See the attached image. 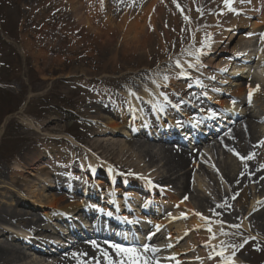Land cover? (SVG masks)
Segmentation results:
<instances>
[{"label": "rangeland", "instance_id": "obj_1", "mask_svg": "<svg viewBox=\"0 0 264 264\" xmlns=\"http://www.w3.org/2000/svg\"><path fill=\"white\" fill-rule=\"evenodd\" d=\"M97 1L101 2L100 0ZM102 1L106 3L108 0ZM116 1L118 3H116ZM261 1L233 0L232 8H234L235 11H230L229 8L225 7L224 0L206 2L208 5L205 8L202 7L203 2H201V0H149L146 3H142V0H132L133 5H142L148 16L161 11L159 21L165 24H168L173 17H179L181 20V17H184L185 14L186 16L188 15L187 18L199 15V17H201L200 22L195 27H192V29L199 32L201 36L193 39L192 42L186 41L179 43L175 48L174 46L168 48V39L158 40V38L155 37L154 41L145 43V45L138 50L137 59H129L131 60L130 62L124 61L127 60V58L105 62L107 55L102 52L106 48L103 45H100L96 52L93 48H90V50H88V48L86 49L85 43L82 45L81 43L72 41L56 42L50 37L44 39L43 37L46 33L41 31L43 24L40 21L41 11L37 0H0V180L2 179L0 183H5L0 184V199L5 198V202L2 203H6L10 200L12 195L16 196L13 190L17 191L19 187L16 185L11 189L10 185L12 179L17 178L14 179L17 181L21 176L13 175L12 169L17 165L19 166L21 161L25 163L24 166L22 165L23 168H25L22 169L23 172H25L22 176L24 179L22 180L29 182V184L26 183V185L32 187L35 183V185L38 186L36 189L40 190L39 192L41 193H48V191L59 192L68 198L70 192L66 187H63V189L61 188L59 191L53 187L58 181V179H56L58 176H56V171L54 170L57 168V160H59L57 152L63 148L64 151H67V154L70 155L81 153L85 151V148L88 150L89 145L92 143L90 139H92V135L95 134V131L92 129L94 127L89 123L87 115L81 112L83 109L80 104V98L81 101L86 100L85 98L88 97L89 91L84 87H82L83 89H77L75 87L76 84L81 85V80L79 81L77 79L81 77L82 71L93 74L99 73L102 70H107L106 74H102L99 79L104 85L105 83L111 85L109 87V89H111L110 91L112 94H117L121 98L120 102L125 108H128V95H135L137 101H140L141 98L138 97L137 94H141L142 91L140 87L137 89V87L132 86L136 84L137 79H133L132 83L128 82L129 84H123V82L119 84L120 78H118V75L122 74L125 70L137 69L146 71V74L142 76L150 78V81L148 83H143L146 84V86H143L150 94L153 91V87H151L152 84L150 85L151 81L155 80L156 77L158 82L162 81V78L158 74L161 71H164V73L168 72L171 75L176 74L185 77L189 83L191 82V84L193 83L195 85V88L190 90L187 89L184 94L185 98L183 96L181 101L173 100L174 103L172 101L169 102L175 107L176 103L182 105L184 101L188 102L186 104L187 109L191 106L188 97L193 94L194 96H200L203 107L209 106L216 111H218V108H216L217 105H214V101L226 102L232 100L233 107L236 106L235 111L239 115H244V112L247 113L248 111L256 113L259 118H261V121H255L258 131L257 138L259 140V144L257 143L259 158L264 160L262 156L264 114L260 115V113H263L262 111L264 108H261V106L264 105V55L262 53L264 52V46L259 47L261 46L260 44L256 46V49H248V51L253 50V52L250 51L246 57L256 55L254 62L244 63V59L249 58H243L240 61L231 60L230 62H224L225 60L232 59V55H242V53L238 52L239 49H237L242 45V43H239L240 33L237 32V34L233 36L232 41L228 44V46L231 45L228 50L229 54H219V52L222 53V49L227 42L226 38H229L228 35L226 36V32L228 34L233 32L230 31L231 22L237 17L242 20L243 15L239 14L242 12L255 15L250 21L251 27L257 28L256 34L261 32L263 38L260 39V41H264V0ZM111 2H115L117 6H128L122 0H110V3ZM254 9L260 10L261 15L254 12ZM124 16V13H121L117 18L121 21L120 18ZM141 25L142 23L138 26ZM129 30L132 29L128 28L127 31ZM210 30L216 31V33H213L214 36H211ZM49 35L53 36L51 33H49ZM215 38H218V41L223 39V41H221L222 43H217V41L214 40ZM253 40L257 41L255 39ZM260 41L258 43H260ZM216 43L217 45H215ZM221 44L222 46H220ZM236 45L238 46L235 47ZM112 46L113 44L108 45L107 48L112 49ZM206 47L208 49H206ZM201 53H204L203 56L206 58L198 60L197 54ZM125 63H130V65ZM186 64H189V66H186ZM206 64L208 66L210 64L212 67H208ZM204 65L206 66L205 68L202 67ZM242 66L248 68L247 70L250 72L248 75L255 72L260 74V76L258 75L259 79L257 82L252 84L250 82L248 83L245 79L247 74H233L232 69H242ZM181 67L183 71L180 70ZM196 68L206 71L204 80L201 79L200 74L194 73L193 69ZM114 70L117 72L113 73L112 71ZM72 75H76V77ZM158 82H156L155 85ZM179 84L181 83H176L175 85L179 86ZM241 84H245V87L247 85H252L259 89V99L249 104H239L238 100L234 98V91L237 89V85ZM184 85L186 87L187 83H184ZM109 98L110 96L104 95V91L99 92V98L97 100L98 105H102V103ZM170 107L172 108L173 106L170 105ZM183 107L181 109H183ZM138 109L140 110V105ZM186 111L190 114L193 112L190 111V109ZM122 113L123 116L125 115L126 120L131 118L128 117L130 115L129 113L125 114L126 111ZM155 113L154 116L158 114L157 111ZM149 116L150 117L146 118L148 123L154 118V116L152 118L150 113ZM227 118L230 117L228 116ZM218 121L221 123L223 122L221 119ZM100 128L101 130L105 129L104 127ZM139 132L136 135L138 137L137 139L145 140L143 137L139 138ZM127 134V131L117 132L113 135V138H116L118 140L117 142H120L121 145L124 146L125 142L123 141H127ZM59 137H68L73 140V143L68 142L69 144H67V147L65 145L62 146L63 142L57 140ZM225 137L229 138L228 134L225 135ZM100 138L103 137L101 136ZM137 139L134 138L135 141H138ZM104 140H106V138ZM133 143L134 141L131 142V146L136 150ZM218 146L219 144H216L217 148ZM97 149L99 153L101 152L104 154L100 147H97ZM230 156L235 159L232 154ZM218 159L220 162H224L229 158L224 154L218 157L213 156L210 147L206 146L202 148L201 151H198L197 159L195 160V163L200 165V168L190 169V188L195 190L200 197L207 191L204 186H207L209 182L216 190L215 196L206 198L211 208L207 209L201 206L197 208L195 203L192 204L194 209H191L192 213L190 214L196 215L199 219L203 218L202 227L197 231L202 235L201 238L197 239V234L192 237L190 230H186L185 233H182L184 229L189 227L192 221L190 215L185 214L182 217H178V219L175 218L176 220H173L174 217L172 219L171 214L176 215L177 209L181 208L184 201H191L188 197L180 194L178 199L181 200L177 202L179 206L174 204L173 209L169 210L171 206L169 205L168 207L164 205V213L160 217V220L165 222V227H163L161 231L164 236L162 239H159L161 236L158 237L154 247L157 251H160V253H158L157 256H149V254L146 253L144 259L148 261V264H201L202 259L203 264H218L220 257L227 260L220 264H230L232 260L235 264H264V235L256 230L254 223L250 222V216L247 215L248 213L242 219L236 220L234 224L228 222L225 218L230 215V213L236 212L232 211L236 206V202L233 201L230 194L229 186L225 181V174L221 172L222 170L217 168ZM69 160L70 158L66 161L69 162ZM31 161H34L35 171L27 170V168H30L28 165ZM133 162L143 164L139 160H134ZM228 162H230V160ZM204 167L205 169L215 168L214 172H210L209 169H207L208 172L205 171L211 176L210 179L212 181L208 180V183L201 173ZM261 167L264 173V164L261 165ZM158 168L159 165L157 164L151 167L150 172L153 178L160 174ZM64 177H62V179L69 178L70 176L67 175ZM96 178L104 179L102 174L98 175ZM96 178H92L91 180L73 176L71 187L73 191L79 194V197L81 196L89 200L88 198L91 194H97L96 188L98 187L95 182L104 183L102 179L97 181ZM22 180L19 181L18 184H25ZM150 182L153 183L152 180ZM162 183L161 189L154 185L164 191L162 195H165L168 191H171L173 195L178 194V191L173 188L171 184L167 186L164 185V182H161V184ZM102 186L103 185H101V187ZM164 188H166L167 191H165L166 189ZM103 190L106 195L108 192L106 189ZM222 191L230 194H226L227 196L225 195L226 197H223V199H226V203H224V201L221 202L222 197L219 195ZM254 198L259 199L258 196ZM261 199L264 200V198ZM94 201L95 203L101 202L96 199H94ZM138 201L139 203L141 202L140 200ZM251 201L252 200H250V202ZM259 202L260 200H257L256 204ZM70 203L72 202L67 201V204ZM24 204H26L28 208V203ZM9 205L10 204H8V206ZM249 206H247V208ZM19 207L24 208L22 205ZM253 208L254 207L251 209ZM44 210H46V208L39 207L38 210L32 211V213L40 214ZM47 211L51 214L50 219L44 218L43 220L44 226L49 228V233L47 234L58 236L63 232L62 224H64V220L61 218L62 216H57V212H52L51 210ZM184 212L185 211L182 209L181 213ZM169 224H171V231L167 233L166 228ZM232 226L243 229L234 232ZM51 230L53 231L52 233L50 232ZM207 230L213 232V234L208 233ZM179 235L181 237H179ZM37 238H39L40 241L46 237L40 236ZM7 241L11 242L9 235L1 233L0 242L4 243ZM28 242L29 244L32 243L31 240ZM40 243H38L36 247L45 250L44 252L47 254L45 256H48V252H51L54 248L50 244L44 242ZM11 244L22 248L24 247L29 255L33 254V250L26 242L20 244V241L13 240ZM174 252L178 253L173 255ZM204 252L205 255L201 258V254H204ZM168 254L170 255L168 256ZM24 263L29 264V261L26 260L23 264Z\"/></svg>", "mask_w": 264, "mask_h": 264}, {"label": "bare ground", "instance_id": "obj_2", "mask_svg": "<svg viewBox=\"0 0 264 264\" xmlns=\"http://www.w3.org/2000/svg\"><path fill=\"white\" fill-rule=\"evenodd\" d=\"M100 1L101 2H98L97 0H37L41 11L40 21L43 24L41 31L46 33L43 38L46 39L47 37H50L56 42L72 41L81 43L82 45L85 43L86 49L88 48V50H90V48H93L96 52L98 51L100 45H103L106 48L102 52L107 55L105 62L119 59L122 60L125 58H127V60L124 61L130 62L131 60L129 59H137L136 56L138 54V50H140V48L143 47L145 43L154 41L155 37L158 38V40L168 39V48L173 46L175 48L179 43L186 41L192 42L193 39L199 38L201 36L199 32L192 29V27H195L199 24L201 18L199 15L196 17L187 18L188 15L186 16L185 14L186 17H181V20L179 17H173V19H171L168 24H165L159 21L161 11L156 12L154 15L152 14L148 16L144 11L143 6L133 5L132 0H122L126 3V5H128L127 7L117 6V1L116 3H110V0L106 1V3H103L102 0ZM147 1L149 0H142V3H146ZM211 1L212 0H201V2H203L202 7H207L208 4H206V2ZM121 13H124L125 16L120 18L121 21H119V18L117 17H119ZM257 14L261 15L260 12H257ZM141 23L142 25L138 26ZM230 27V31H235L238 28L245 29L244 31H246V29L249 30L248 32L240 33L239 43H242V45L237 49H239L238 52L243 54H245V52L249 53L250 51H253H248L247 49L256 47L258 43L248 38V35L252 33V30L256 32L257 28L251 27V22H249L247 19L240 20L238 17L231 22ZM128 28L132 30L127 31ZM209 32L211 36H214L213 33H216V31L212 30ZM49 33H51L53 36L49 35ZM232 33L234 34V32ZM232 33L229 34V38H226L227 42L223 47L222 53H226L229 50V46L231 45L228 46V44L232 41ZM227 35L228 33L226 32V36ZM258 35H260V33ZM214 40H216L217 43H222L221 41H223V39L218 41V38H215ZM217 43L215 45H217ZM112 44V49L107 48L108 45ZM220 46H222V44ZM237 46L238 45L235 47ZM206 49L208 48L206 47ZM262 53L264 55V52ZM203 55L204 53L197 54L198 60L201 58H206ZM125 64L130 65V63ZM186 66H189V64H186ZM206 66L208 65L206 64ZM206 66L204 65L202 67L205 68ZM208 67L212 66L209 64ZM247 69L248 68H243V72H241L240 69L234 68L232 69V72L233 74H241L249 71ZM180 70L183 71V68L181 67ZM106 71L107 70H102L99 73L93 74H89L87 71H82L81 77H78L79 79H77L79 81L81 80V85L76 84L75 87L77 89H83L82 87H84L89 91L88 97H84L86 100L81 101L80 98V104L82 105L83 109L81 112H83L82 114L87 115L89 123L92 124V127H94L92 129L95 131V134L92 135L94 139H90L92 143L89 145L88 150L85 148V151H82L81 153H74L70 155L67 154L68 152L64 151L63 148L57 152V157L59 160L56 159L58 161L57 168L55 167L56 169L54 170L56 171V176H58L56 178L58 181L53 187L58 191L61 190V188L63 189V187H66V189L70 192V194L68 193V198L59 192L56 193L53 191H48V193H41L39 192L40 190L36 189L38 186H36L35 183L32 187H30V185H26V183L29 184V182L22 180L24 179L22 176L25 174V172L22 170L25 169L23 168L25 165L24 162L21 161L19 166L17 165L12 169L13 175H18L21 177L17 181L14 180L17 178L12 179L10 188L12 189L17 185L19 189H17V191L13 190L16 196L12 195L10 200H8L6 203H2L5 202V198L0 199V234H8L11 242L13 240L20 241L23 238H26L29 241V235H27L28 233L26 230H28V232H36L29 233L35 237H40L45 233H48L47 231L49 228L44 226L43 223L44 218L50 219L51 214L47 210L57 212V216H60L62 214H73L83 208L82 204L84 203V199L80 198L78 196L79 194L73 191V188L71 187L73 176L92 180V176H98L101 174L104 175V172H106V176L104 175L103 179L104 186L102 188H108L106 199L110 202V204H118L117 208L119 209L123 208V206H121V202L124 203L127 198L125 196V199H123L118 195L119 192L121 193V188L123 187L131 188L132 191H136V188H141L140 185H142L141 191L143 192H149L147 188H150V192L152 193H161V191L163 193V190H156L152 184H150L145 179H139V177L148 176L153 178L150 169L156 164L159 165L158 171H160V174L154 177L156 180L155 183L160 187L163 185L161 182H164V185L167 186L171 184L173 188L178 191V194L173 195L171 191L166 192L162 197V204L158 203V205L155 203L157 200L153 195L151 197H154V199L144 203V206L153 208L155 211H162L164 209V205H167L168 207L169 205L172 207L174 204L179 206L177 202L181 200L178 199L180 194L182 196L188 197V199H191V201H184L181 205V208L177 209L176 215L173 214L174 219L173 217L172 219L176 220L178 217H182L185 214L190 215L192 217V221L189 224V227L184 229L182 233H185L186 230H190L192 237L193 235L197 234L196 238H201L202 235L197 231L202 227L203 218L199 219L196 215H192L190 213H192V210L194 209V206L192 205L193 203L197 205V208H200V206L207 209L211 208V205L206 198L215 196L216 190L214 186L209 184V181H212L210 179L211 176L205 172L209 168L205 169L204 167L201 170L206 182L209 180V183L207 182L208 185L204 186L207 191L202 197H200L195 190L190 188L189 185L191 170L200 168V165L195 163L198 152L194 153L195 150L188 152L182 149V147H178V149L177 147L170 145L152 144L149 140L145 139L146 134L143 128V121L146 120V117H150L149 106L153 107V109L157 111L161 110L166 112L165 110H167V112H170L169 109H166V107H168L166 103L168 101L166 100L168 99L173 103L174 101H181L185 91H187V89L190 90L195 88V85L191 84V82L189 83L188 81L183 82L185 78L176 74L171 75L168 72L164 73V71H161L158 74L162 78V81L158 82L156 80L157 77L155 78L156 81L153 80L154 84L153 81H151L150 85L152 84L151 87H153V91L150 94L144 88L146 84H143L150 81V78L142 76L146 74V71L128 69L122 74L118 75V78H120L119 84H121V82H123V84H129L132 83L133 79H137L136 84H133L132 86L137 87V89L140 87L142 91L141 94H137V96L141 98L140 101H137L135 95L129 94V97L127 98L128 108H125L120 102L121 98L117 94H112L110 91L111 89H109V87L111 85L106 83L104 85V83L100 81L99 77L102 74H106ZM193 71L194 73L200 74L202 80L205 79V70L196 68L193 69ZM112 72L115 73L117 71L114 70ZM72 76L76 77V75ZM256 79L257 76L254 74V76H252V78L249 80L251 83H253L256 81ZM156 82L158 83L155 85ZM176 83L181 84L178 86L175 85ZM184 83H187L186 87ZM203 85L206 86L205 84ZM244 85H237V89L234 91L235 98L239 99L240 103H245V100H242V97L247 96V94H250L251 92V97L254 98V101L258 100L259 97L257 94H260V92H258V90L251 85L246 87ZM103 91L104 95H108L110 98L105 100L102 105H98L97 100L99 98V92ZM188 98L190 102H199L196 96H189ZM215 103H217V106H220L222 109L229 107V104L224 102ZM186 104L187 102L184 101V104L182 105L186 106ZM139 105L140 110L138 109ZM182 105L180 103H176V107H174V109L176 111L184 112L185 107ZM182 107L183 109H181ZM262 107H264V105L261 106V108ZM122 112L125 114L129 113L130 115L128 117L131 118L126 120L125 115L123 116ZM203 116L206 117V115ZM159 119H161L160 123L158 122L159 127L165 128L166 126L164 121L162 118ZM164 119H171L170 122L172 126H174L176 130L180 129L178 125L181 124V122L176 121L173 117H165ZM256 120L257 115L255 113L246 114V116L238 125L235 124L229 130V138L221 137L215 141V144H209L207 146L210 147L213 156L218 157L219 155L224 154L229 158L224 162H220L218 159L217 168L222 170L221 172L225 174L224 177L226 183L229 186L230 194L233 198V201L236 202V206L232 211L236 212H232V214L230 213V215L226 217L224 215V217L228 222H232L234 224L236 220L242 219L248 213L247 215L250 216V222L254 223L256 230L264 235V200L261 199L264 198V173L261 170V165L264 164V160L259 158V140L257 138V125H255ZM100 127H104L105 129L101 130ZM129 129L132 131V133L129 131ZM136 129L138 131H136ZM139 129H141L140 132ZM126 131L128 132V138L126 139L127 141H123L125 142V145L123 146L120 142H117L118 140L116 138H113V135H115L117 132ZM149 131H153V129L150 128ZM138 132L140 133L139 138L143 137L145 140L137 139L138 137L136 136V133ZM156 133L157 132H155V134ZM101 136L103 138H100ZM105 138L106 140H104ZM134 138H136L138 141H135ZM57 140L63 142L62 146L65 145L66 147L67 144L71 142L73 143V140L68 137H59ZM133 141V145L135 146L136 150H134L131 146V142ZM216 144H219L218 148L216 147ZM97 147H100L104 154L101 152L99 153ZM262 152V156L264 158V143ZM231 154L235 157V159L230 156ZM249 156H252V159H247ZM240 157H245V159L241 160ZM69 158V162L66 161ZM134 160H139L143 164L136 162L134 163ZM229 160L230 162H228ZM33 163L34 161H31L28 165V167H30L27 168L28 171H35L36 168L35 164ZM114 168H117L121 172L128 174L122 177V173L120 175L117 174ZM209 170L210 172H214L215 168L212 167ZM67 175L70 177L64 179V176ZM62 177L64 178L62 179ZM137 177L138 179L133 181V179H136ZM21 180L24 181L25 184H18V182ZM139 180L144 183L138 182ZM97 183L96 185H98ZM134 183H140V185L137 186ZM115 188H118L119 190L115 191ZM102 190L103 189L100 188V185L98 188H96V192H100ZM127 193L129 197H133L135 192ZM121 194H123V192ZM226 194L230 195L229 193H225L223 191L219 195L222 197L221 202L224 201V203H226V199H223V197L227 196ZM90 196L93 195L91 194ZM255 196H258L259 199H255ZM110 198H113V201ZM129 200L132 199L129 198ZM250 200L252 201L250 202ZM257 200H260L258 204H256ZM67 201L72 203L67 204ZM24 203H28V208ZM8 204L10 205L8 206ZM20 205H22L24 208H20ZM247 206L249 207L247 208ZM39 207L46 208V210L40 214H33L32 211L38 210ZM124 207L128 209L130 208L127 203H125ZM252 207L254 208L251 209ZM97 208L99 211L103 210L104 212L111 214V212H109L110 209L107 207L101 206L99 204L97 205ZM182 209L185 211L184 213H181ZM129 218L133 220L132 213L127 219L129 220ZM149 218L151 225H158L160 227L165 225L164 221L153 219V216ZM21 227L26 232L21 230ZM246 228L248 229L247 226ZM232 229H234V232H237L243 228L232 226ZM41 231L44 232L40 234ZM207 232L213 234V232L208 230ZM179 237L181 236L179 235ZM11 242H0V264H23V262L26 260L29 261V264H109L108 258L102 255L100 253L101 251L107 252L108 256L114 261V264H120L121 259L115 255L113 250L108 247L105 242L98 241L96 239L93 241L89 240L86 243L78 242L76 245H72L70 250H65V252H61L57 256L53 254L51 257H45L43 252L39 249H33V254L29 255L24 247L22 248L20 246L12 245ZM36 245H38V242H36L35 246ZM99 247L101 250H99ZM177 253L178 252H174L173 255ZM222 261L225 262L227 260L222 258L218 263Z\"/></svg>", "mask_w": 264, "mask_h": 264}, {"label": "snow or ice", "instance_id": "obj_3", "mask_svg": "<svg viewBox=\"0 0 264 264\" xmlns=\"http://www.w3.org/2000/svg\"><path fill=\"white\" fill-rule=\"evenodd\" d=\"M232 3L233 0H224L225 7L229 8L230 11H235V9L232 8ZM249 96L251 98V92ZM240 158L241 160L245 159V157H240ZM247 159H252V156L247 157ZM113 247L116 249V252L121 257L120 264H148V261L144 259L142 255L139 254V250L136 248H122L118 245H113ZM144 251H148L147 246H145ZM104 256L108 258L109 264H114V261L108 256L107 252L104 253ZM232 264H235V262L232 261Z\"/></svg>", "mask_w": 264, "mask_h": 264}]
</instances>
